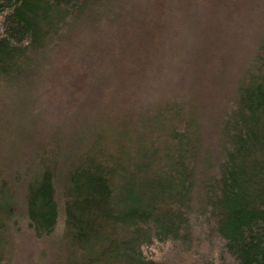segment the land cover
<instances>
[{"label":"trees","instance_id":"obj_1","mask_svg":"<svg viewBox=\"0 0 264 264\" xmlns=\"http://www.w3.org/2000/svg\"><path fill=\"white\" fill-rule=\"evenodd\" d=\"M176 1L0 0V93L18 102L8 136L21 143L37 128L26 123L36 116L29 103L43 106L38 91L51 83L87 105L111 98L80 111L75 132L42 134L29 156L15 142L23 165L0 158V264L11 263L21 231L46 239L39 264L52 249L50 264H167L145 254L154 244L198 250V264H264V32L212 123L196 95L159 88L164 97L118 124L98 119L117 100L112 88L151 78L148 43ZM64 69L75 73L68 82Z\"/></svg>","mask_w":264,"mask_h":264},{"label":"rangeland","instance_id":"obj_2","mask_svg":"<svg viewBox=\"0 0 264 264\" xmlns=\"http://www.w3.org/2000/svg\"><path fill=\"white\" fill-rule=\"evenodd\" d=\"M165 1L171 2V0ZM176 2L178 5L170 7L172 14L164 19V27H161L153 40L148 43L147 73L151 75V78L144 83L132 84L131 81H124L122 88H112L117 100L107 106V108L110 107L109 110L111 109L110 114L106 108L103 114H99L98 119L102 121L101 123L108 124L109 121H113L118 124L122 119L129 117L136 106L144 100L149 101L151 96L164 97L161 95V90L174 92L176 99L188 93L196 95L201 111L204 109L200 113L204 125L212 123L230 103L236 82L245 64L257 49L264 32V0H177ZM64 70V72L59 70V75L62 81L68 82V76L74 77L75 73L71 69ZM67 71L70 74H67ZM50 79L51 77L47 84L51 83ZM48 86H52L54 90L44 92ZM155 88H159L160 91L156 89L154 93ZM63 89L62 83L60 85L51 83L39 89L38 99L43 106L29 103V106L36 110V116L26 113V123L32 119V124L37 122V128L34 130L30 128L26 137L21 135L24 141H20L21 143L16 141L15 138L18 136L15 135L16 133L15 136H8L11 131L5 123L11 117L10 110L16 107L18 102L15 99L9 101L6 95L0 93V119L4 120L0 128L5 129L4 133L0 132L1 159L11 160L14 155L12 163L23 165L21 154L13 147L15 142L19 144L17 149L21 150L22 154H26L25 157L27 154L29 156L42 134H51L61 125L66 131L73 129L71 132H75L78 128L75 130L74 127H83V124L75 126L83 119L79 116L80 111L87 116L85 113L87 107L94 104L101 105L111 100L110 94L102 92L101 95H92L87 105L80 93L78 97L74 94L67 95ZM115 91L118 93L116 94ZM42 94L48 101V108H51V111L48 113L47 110L46 114L42 110L37 111L46 104ZM101 96H103L102 100ZM88 117L93 123L95 122L94 114ZM25 233L21 231L18 235L12 236L16 249L11 256L10 264H39L40 251L42 247H46V239L34 237L27 239L28 236ZM202 249L209 250L205 241L202 242ZM144 251L147 257L167 264H198L200 262L198 250L197 253L191 251L188 255L179 254L174 252L169 244H154L146 247ZM51 252L45 264L54 261L53 249Z\"/></svg>","mask_w":264,"mask_h":264}]
</instances>
